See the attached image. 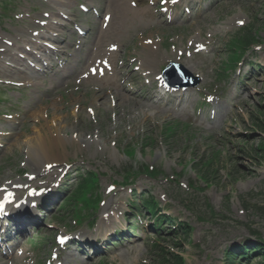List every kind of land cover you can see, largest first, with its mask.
<instances>
[{
    "label": "rangeland",
    "instance_id": "rangeland-1",
    "mask_svg": "<svg viewBox=\"0 0 264 264\" xmlns=\"http://www.w3.org/2000/svg\"><path fill=\"white\" fill-rule=\"evenodd\" d=\"M94 1L102 12L111 5L109 0ZM137 1L144 2L137 10L139 14L133 19L123 16L118 21L120 35L114 36L119 47L113 62L124 88L119 85L120 90L115 91L118 98L92 79L88 64L82 62L78 72L88 73V77L78 79L74 75L51 85L47 74L41 78L44 85L38 87L41 90L36 96L15 94L10 96L12 105H0V141L5 147L0 148V188L21 181L23 189L29 176L47 173L42 167L39 173L34 162L42 155V147L57 138L58 142L65 141L58 149L59 157L45 163L57 170L56 176L45 186L38 178L37 189L55 191L53 186L58 185L64 171L69 175L60 183L63 196L81 174L92 172L98 179V213L86 211L83 220L75 225L65 200L63 210L60 211L61 203L50 220L42 224L47 228L17 249L15 264H48L59 252V247H55L58 237L67 239L84 232L90 218L97 228L109 202L118 209V215L134 213L143 220L142 224L133 221L136 238L123 237L120 232L116 234L119 240L111 238L123 222L121 215L118 223L112 217L108 224H113L111 235L105 239L113 244L108 242L102 247L109 251H101L94 260L83 263L86 255H80L79 249L86 246L78 248L70 242L67 264H161L162 250L180 255L183 264H224L226 250L254 242L251 231L264 241V153L260 150L264 144V0H202L199 9L188 5L195 9L192 18L176 20L181 28L161 25L157 13L152 20L145 15L149 0ZM151 1L159 4L164 0ZM62 2L66 5L56 0L55 5L69 12L68 18L71 13L77 24L97 27L96 21L74 12L66 0ZM30 3L14 0L6 5V15L1 13L4 7L0 3V59H11L16 54L22 33L32 24L29 13L23 14L19 9ZM41 22L49 23L47 18ZM57 23H49L41 37L44 42L51 40L59 52H68L72 50L69 43L76 38L70 40L72 31L59 30ZM40 27L38 24L29 30L40 35ZM247 30L256 43L243 53L236 39H242ZM56 34L64 37L52 38ZM36 40L41 42V38ZM84 53L85 49L82 56ZM20 54L22 59L26 57L22 50ZM57 54L48 52L47 57L54 61ZM236 57L241 58L240 63L231 68L234 63L230 66V60ZM247 60L263 73L249 75L251 65L244 63ZM169 62L180 63L198 76L199 87L183 97L168 96L170 101L166 98L163 102L168 103L167 107L159 106V110L133 107L132 102L123 100L124 96L149 98L148 94L157 90L160 74ZM89 66L97 71L104 65L100 62ZM10 79L21 81L18 76ZM6 80L9 79L0 76V81ZM132 90L136 96L129 94ZM220 105V112L213 116L214 106L218 110ZM148 169L153 170L152 176ZM22 191L15 195L21 196ZM56 195L51 194L48 199ZM149 195L155 199L159 215L174 221L166 224L160 236L150 229L154 216L138 207ZM181 224L190 227L187 237L177 230ZM174 229L177 231L171 234ZM63 259L65 255L61 253L60 261ZM248 263L262 261L253 258Z\"/></svg>",
    "mask_w": 264,
    "mask_h": 264
},
{
    "label": "bare ground",
    "instance_id": "bare-ground-1",
    "mask_svg": "<svg viewBox=\"0 0 264 264\" xmlns=\"http://www.w3.org/2000/svg\"><path fill=\"white\" fill-rule=\"evenodd\" d=\"M116 1H117V8H114V10H115L116 18L119 19V17L122 16L123 13H124L123 10L126 8V6H125L126 5V3H125L126 1L125 0H116ZM95 46L100 51H95V50L87 51L86 54H89L87 60H92V61H94V64H95V63H97L98 60H101V59H104V58H107V57H111V55H109L106 52L102 51L103 50V45H102L100 40L97 41ZM100 73H101V75H103V70H97V71H92L91 72L92 75H97V74H100ZM68 78H70V75L68 73H65L64 76L58 78L56 80V82L60 83L63 80L68 79ZM88 79H90V78H88ZM92 79H94L95 81H100L102 79V76L97 75L96 78H92ZM100 84L103 87H108L110 89L109 94L117 97V95H115V91H117L119 85L117 84V79L115 80L114 75L112 73L109 74V72H107V76L104 79L101 80ZM111 88H113V89H111ZM126 92L128 93L129 91H126ZM130 92L131 93H129V94L135 95V92L133 90L130 91ZM94 99H95V96H94ZM123 100H125L126 103L132 102L133 107L137 106V107H141V108L142 107H146V108H154V109H157V110L160 109L156 105L151 104V102H149L150 99L146 98V97L142 98V97L136 96V97L130 99L127 96H124ZM64 144H65V141L61 140V141L58 142V139H55V140H52L50 143L44 145L42 147L41 151H40L42 155L41 156L40 155L37 156V159L34 162V164L39 165V168H40L41 164L45 165L44 161L49 159V158H51V157L53 158V157L57 156V154L55 152L56 151L58 152V149H60V147H63ZM48 154H50V156L47 157ZM54 174H55V172L52 174V176ZM12 185H16V183L12 184ZM12 185L6 184L5 186H3L2 189H0V201H2L3 199L6 198L5 194L12 190ZM7 198L11 199L12 197H7ZM111 204H112L111 202L107 203V205L104 208L103 220H104L105 223L101 222L102 224H100L97 227L96 232H98V233L103 231V232L106 233L105 235L108 234L107 230H109L110 227L108 226V223L106 222V218H107L106 214H108L109 216L112 215L113 217L117 218L116 214L118 212V209L117 208H113L115 206H112ZM5 206H7V205H5ZM30 224H31V222H25L23 224H19L18 227H26V226H28ZM12 252H13L12 248H9L6 251V258L10 259L12 257V254H11ZM0 264H6V263H5L4 260H2Z\"/></svg>",
    "mask_w": 264,
    "mask_h": 264
},
{
    "label": "trees",
    "instance_id": "trees-1",
    "mask_svg": "<svg viewBox=\"0 0 264 264\" xmlns=\"http://www.w3.org/2000/svg\"><path fill=\"white\" fill-rule=\"evenodd\" d=\"M244 38L245 39L241 42L242 47H247L253 42L252 38L248 35H246ZM261 150L264 151V144L261 145ZM263 159H264V157H263ZM205 168H207V167H205ZM253 234H255V232ZM255 235H258V234L256 233ZM255 249H256V251H259L260 256L264 258V242L263 243L261 242L260 244H258V246L256 248H254L253 250H255ZM173 264H182V260L175 256L173 259Z\"/></svg>",
    "mask_w": 264,
    "mask_h": 264
},
{
    "label": "snow or ice",
    "instance_id": "snow-or-ice-1",
    "mask_svg": "<svg viewBox=\"0 0 264 264\" xmlns=\"http://www.w3.org/2000/svg\"><path fill=\"white\" fill-rule=\"evenodd\" d=\"M173 2H174V0H173ZM239 23H243V21H238ZM10 195V194H9ZM6 199H7V197H6Z\"/></svg>",
    "mask_w": 264,
    "mask_h": 264
}]
</instances>
